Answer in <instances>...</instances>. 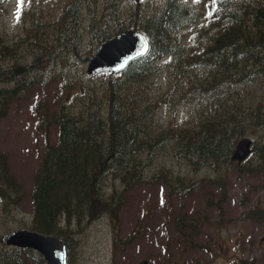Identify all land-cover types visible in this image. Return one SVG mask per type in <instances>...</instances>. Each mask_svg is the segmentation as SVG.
Segmentation results:
<instances>
[{
    "label": "trees",
    "instance_id": "1",
    "mask_svg": "<svg viewBox=\"0 0 264 264\" xmlns=\"http://www.w3.org/2000/svg\"><path fill=\"white\" fill-rule=\"evenodd\" d=\"M78 1L68 0L65 19L61 17L56 26H50L44 33L41 31L45 27L35 19L37 0L21 8V19L32 23L21 45L32 53L34 60L31 58L25 64L14 56L15 65L0 64V118L32 87L56 79L59 46L55 41L61 44L67 37L72 39L77 26ZM159 2L155 11L143 14L144 7L140 3L134 2L140 10L134 5L125 13L122 11L124 0H105L106 9L117 18V24L115 30L108 33L104 23L106 26L98 31V42L127 29L121 20L128 22L135 15L134 24L137 23L150 40L148 54L120 75L102 73L85 82L80 91L90 105H85L84 111L76 112L68 99L52 110L46 107L41 115L46 146L34 176L31 228L61 236L69 256L75 232L71 230V222L81 225L86 218L95 219L102 211L113 210L115 201L118 208L125 199L117 192L105 199L101 184L107 172H118L122 183L129 186L147 178L145 170L152 163H145V156L156 151H160L157 161L162 159L161 153L167 151L187 166H193L194 171L201 165L215 168L226 162L239 136L258 117L260 104H254L253 100L264 88V0H217L210 11L204 12L205 24L198 31L203 43L198 50L190 52L185 50L188 47L177 33L184 26L193 25L198 17L194 4L185 0ZM58 25L61 26L60 37H56ZM73 40H67L63 46L72 50ZM3 48L7 50L6 45ZM15 50L10 52L13 54ZM167 58L168 68L174 73L170 75L168 92L156 91L153 84L145 86L154 74L156 62ZM43 60L45 62L41 63ZM86 60L82 61L83 66ZM196 69H204L205 75H194ZM83 70L79 73L85 76ZM6 80L13 82L11 89L3 87ZM64 82L67 93L77 90L67 75ZM175 87L176 97H183L181 103L187 100L192 105L190 110L194 107V120L184 127L164 125L163 116L151 119L156 109L170 104ZM246 95L250 96L251 103ZM137 97L146 101H137ZM156 100L158 103H154ZM101 101H106L102 108ZM50 125L57 127L55 143L50 142ZM163 126L164 129L159 130ZM5 163L0 155L1 167H5ZM159 168L153 178L162 177L170 193L180 194L190 188L186 176ZM3 177L13 182L8 172L3 171ZM173 179L176 183H171ZM245 216L264 221V211L251 210ZM62 219L66 222L63 227L59 225ZM33 259L30 250L0 247V264H27Z\"/></svg>",
    "mask_w": 264,
    "mask_h": 264
},
{
    "label": "rangeland",
    "instance_id": "2",
    "mask_svg": "<svg viewBox=\"0 0 264 264\" xmlns=\"http://www.w3.org/2000/svg\"><path fill=\"white\" fill-rule=\"evenodd\" d=\"M129 1L126 3L125 13L135 5H129ZM142 1L143 14L158 8L159 0ZM190 1L194 4L198 17L193 25L184 26L177 33L180 41L188 47L185 49L187 52L198 50L203 43L198 31L205 24L204 12L210 11L217 0ZM29 2L32 4V0H0L2 65L9 64L14 56L23 61H31L32 53L22 47L21 41L23 35L30 33L32 23L19 16L21 8L27 7ZM37 2L39 6L35 19L45 27L42 33L50 29V26H56L61 17L65 19L68 0ZM135 9L140 10V7L135 5ZM93 18L106 23L108 32L116 25V20L105 11L104 0H79L76 47L82 55L96 48V34L92 35L90 31ZM121 21L124 25L134 24L136 18L133 15L128 22ZM60 27L57 26L56 37L59 36ZM34 35L32 32V36ZM5 44L7 50L2 46ZM16 44L21 49L18 50ZM13 49L16 50L12 54L10 51ZM68 57L74 58L70 67H66ZM56 61V79L32 87L23 98L15 100L8 115L0 119V153L5 155L13 181L5 182L0 167V247L2 236L6 232L26 228L31 222L34 175L45 149L44 133L40 125L44 108L52 110L68 99L76 112L79 109L84 111L85 105H90L80 91L89 80L79 73L84 69L83 62L74 52L68 53L66 50L61 52ZM44 62L45 60L41 61ZM66 75L70 76L69 79L74 82L73 86L77 90L67 93L68 87L64 82ZM170 75L174 76V73L168 68V58L161 60L145 86L153 84L156 91H166L171 87ZM194 75L204 76L205 70L196 69ZM42 77L43 75L40 76ZM175 91L176 87L171 92L170 104L156 109L151 119L163 116L166 126L184 127L193 122L194 107L190 110L192 105L187 100L181 103L183 97L177 98ZM192 94L190 92V97ZM255 95L253 103L260 104L258 117L239 138L252 139L256 149L243 164L238 165L229 157L226 162L216 165V171L201 166L197 172H193L184 161L167 151L161 153L160 161H157L160 151L146 154L144 162L152 163L146 169V176L155 173L158 166L175 172V175L182 173L186 179H194L190 193L169 195L162 177H151L150 180L126 186L125 199L117 217L112 215L101 218L80 228L76 234L72 264H140L142 260H147V264H264V221H253L244 216L252 208L264 211V88ZM250 96L246 95L248 101ZM140 100L146 101L145 98L137 97V101ZM103 104L106 101L100 102V108ZM163 128L164 126L159 130ZM49 132L50 141L55 142L57 128L50 125ZM151 168L154 169L153 172ZM109 177L105 190L108 193L115 190L120 194L123 191L121 181L114 179L112 172L108 174ZM171 183L174 181L171 180ZM11 190H16L17 194H12ZM189 219H194L196 227L200 229L194 236H187V232L180 233L177 229L179 223L182 231H187ZM29 264L46 263L44 260H32Z\"/></svg>",
    "mask_w": 264,
    "mask_h": 264
},
{
    "label": "water",
    "instance_id": "3",
    "mask_svg": "<svg viewBox=\"0 0 264 264\" xmlns=\"http://www.w3.org/2000/svg\"><path fill=\"white\" fill-rule=\"evenodd\" d=\"M148 47L146 37L142 34L134 31L124 32L98 48L96 55L89 59L88 73L119 72L131 61L146 54ZM251 144L249 139H242L232 159L239 162L245 160L251 153ZM3 241L8 245L33 248L40 252L49 264H66L65 246L54 236L20 229L5 234Z\"/></svg>",
    "mask_w": 264,
    "mask_h": 264
},
{
    "label": "bare ground",
    "instance_id": "4",
    "mask_svg": "<svg viewBox=\"0 0 264 264\" xmlns=\"http://www.w3.org/2000/svg\"><path fill=\"white\" fill-rule=\"evenodd\" d=\"M111 13V12H110ZM118 15V14H117ZM112 16V15H111ZM70 47V46H69ZM1 73V72H0ZM43 75V74H42ZM1 77H3V76H1ZM70 77V76H69ZM73 84V83H72Z\"/></svg>",
    "mask_w": 264,
    "mask_h": 264
}]
</instances>
